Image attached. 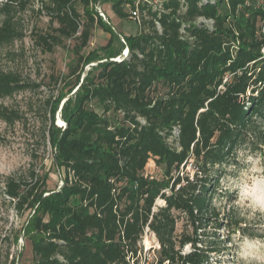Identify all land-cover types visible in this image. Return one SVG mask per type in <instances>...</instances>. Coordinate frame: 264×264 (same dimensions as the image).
<instances>
[{"label":"trees","instance_id":"obj_1","mask_svg":"<svg viewBox=\"0 0 264 264\" xmlns=\"http://www.w3.org/2000/svg\"><path fill=\"white\" fill-rule=\"evenodd\" d=\"M35 2L50 29L34 27V42L47 51L64 39L73 44L67 73L50 77L64 87L44 132L61 186L48 190L47 173L31 168L0 187L28 218L17 237L30 243V264H129L145 230L158 243L152 264H209L227 247L212 204L223 193L219 177L238 148L264 141V0H161L155 9L150 0H114L115 14L126 18L123 6L137 7L150 28L123 35L127 54L118 59L98 58L121 34L102 20L96 0H0V48L24 39L20 14ZM95 26L109 38L89 50ZM34 87L0 68V99ZM0 119L21 116L0 107ZM149 160L159 176L145 173ZM189 160L191 177L183 171ZM180 219L188 230L178 233ZM239 222L232 211L224 223L234 231Z\"/></svg>","mask_w":264,"mask_h":264},{"label":"rangeland","instance_id":"obj_2","mask_svg":"<svg viewBox=\"0 0 264 264\" xmlns=\"http://www.w3.org/2000/svg\"><path fill=\"white\" fill-rule=\"evenodd\" d=\"M114 0H96L95 10L101 11L110 23L112 28L120 33L119 39H113L111 48L108 51H99L98 58L113 55L118 59L119 56L125 57L122 50L124 40L123 35L137 34L139 32H149L147 24L142 23V15L145 19L149 18L138 12V18L133 19L129 16L130 9L127 5L123 6L126 18H121L112 10ZM161 0H150L153 9L159 7ZM37 3L31 8L21 13L22 25L26 36L21 41H15L13 45L0 48V68L3 70H14L21 74L24 81L37 84L32 90L18 92L11 97L0 99V107L20 114L21 119L12 124H8L0 119V187L6 177H24L28 170L35 168L38 174L47 173L46 188L53 190L59 188L62 184V171L55 164V149L44 141L45 130L50 122V105H53L59 99V92L64 87L63 83H55L51 76H60L67 73V66L71 61L72 54L70 48L73 39H64L61 45H57L52 51H47L38 46L30 31L34 27L40 30H49V17L35 12ZM34 9V11H31ZM102 20L106 23V21ZM54 25V24H53ZM52 25V26H53ZM114 31V32H115ZM109 34L100 26H95L89 40L88 49H97L105 45ZM88 66L85 67L87 69ZM62 103H59L55 113V122L58 127L63 128L64 122L59 116V110ZM264 141L256 143L255 147L241 146L237 150L236 163L228 164L219 177V185L212 204L219 214L221 227L217 229L218 238L226 241L225 249L218 253H212L209 264H243L240 257L239 241L244 238L255 241L264 240V215L255 213L248 209L243 202L236 203V192H229L221 187L225 175L235 178L241 184L246 180L255 179L260 176V169L264 167ZM192 161L189 160L184 166L183 171L189 172L190 177L193 174ZM145 173L149 176H159L160 172L149 160ZM227 192V197L222 198V194ZM161 200H156V205H162ZM239 222V227L234 226V231L225 226V217L228 212H232ZM27 216L20 217L14 210L9 199H6L0 193V264H10L12 259L14 264L31 263L30 243L24 237H21L22 224H25ZM28 219V218H27ZM185 220L180 219L177 223V232L188 230ZM246 228V230H242ZM206 232H214V225L210 223ZM234 232V233H233ZM248 232L249 235H244ZM141 250L137 253L136 260L138 264H152L155 250L158 243L155 236L145 230L141 242ZM255 247V244H250ZM189 251V245L184 246L183 252ZM264 252V249H260ZM136 264V263H135Z\"/></svg>","mask_w":264,"mask_h":264},{"label":"clouds","instance_id":"obj_3","mask_svg":"<svg viewBox=\"0 0 264 264\" xmlns=\"http://www.w3.org/2000/svg\"><path fill=\"white\" fill-rule=\"evenodd\" d=\"M256 159L261 160L264 157ZM260 173V176L246 180L243 184L235 178L225 175L221 187L229 192H236V203L243 202L253 214L260 213L264 215V167H261ZM239 244L240 257L243 264H264V252L260 251V249H264V240L257 242L255 239L244 238L239 241ZM250 244H255L256 246L250 247Z\"/></svg>","mask_w":264,"mask_h":264},{"label":"built area","instance_id":"obj_4","mask_svg":"<svg viewBox=\"0 0 264 264\" xmlns=\"http://www.w3.org/2000/svg\"><path fill=\"white\" fill-rule=\"evenodd\" d=\"M94 8H96V5H95V4H94ZM98 14H99L100 16H104L103 13H102L101 11H98ZM130 17L133 18V19H137V18H138V10H137V7L134 8V9H132V10H130ZM205 22H207V23H209V24L212 23L210 20H205ZM129 264H135L134 260L131 259V260L129 261Z\"/></svg>","mask_w":264,"mask_h":264},{"label":"water","instance_id":"obj_5","mask_svg":"<svg viewBox=\"0 0 264 264\" xmlns=\"http://www.w3.org/2000/svg\"><path fill=\"white\" fill-rule=\"evenodd\" d=\"M103 19L106 21V23L108 24V25H110V23L106 20V18L103 16ZM111 26V25H110ZM114 30V29H113ZM115 31V30H114ZM116 32V31H115ZM117 33V32H116ZM76 92V89L73 91V92H71L68 96H67V98L68 97H70V96H72L74 93ZM64 126H65V124H64Z\"/></svg>","mask_w":264,"mask_h":264},{"label":"bare ground","instance_id":"obj_6","mask_svg":"<svg viewBox=\"0 0 264 264\" xmlns=\"http://www.w3.org/2000/svg\"><path fill=\"white\" fill-rule=\"evenodd\" d=\"M124 54H127V49L124 51Z\"/></svg>","mask_w":264,"mask_h":264}]
</instances>
